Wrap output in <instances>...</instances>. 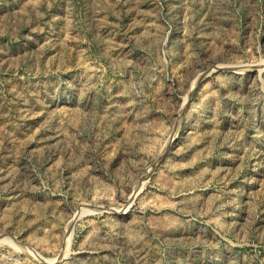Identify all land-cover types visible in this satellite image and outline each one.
<instances>
[{"label": "rangeland", "instance_id": "rangeland-1", "mask_svg": "<svg viewBox=\"0 0 264 264\" xmlns=\"http://www.w3.org/2000/svg\"><path fill=\"white\" fill-rule=\"evenodd\" d=\"M0 264H264V0H0Z\"/></svg>", "mask_w": 264, "mask_h": 264}]
</instances>
